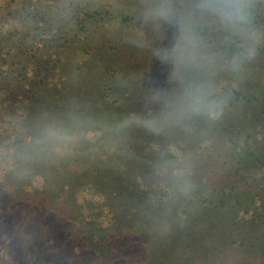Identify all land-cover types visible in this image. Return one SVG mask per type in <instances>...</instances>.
<instances>
[{"label": "trees", "instance_id": "trees-1", "mask_svg": "<svg viewBox=\"0 0 264 264\" xmlns=\"http://www.w3.org/2000/svg\"><path fill=\"white\" fill-rule=\"evenodd\" d=\"M23 1L9 0L7 17L2 14L5 4L2 3L0 7V184L6 192L3 197L7 194L17 195V191L22 192L29 188L44 190L45 194L52 195L55 202L58 201L51 209L47 207V226L58 220L57 217L62 213L58 204L64 201L72 208V214L77 216L78 222L72 223V235L65 236V228H62L58 232V239L53 241L42 237L37 243L27 240L32 237H28L26 233L14 235V224L6 222L5 230L10 232L12 239L8 248L10 264H264V120L255 123V127L250 126L253 122L244 123L242 133L235 132V129L224 124L222 130L218 131H211L206 126L204 129L211 132L210 136H205L208 134L205 132L197 141L195 134H190L194 140L189 143V139H180V133L186 130V125L181 124L176 134L170 126L167 130L171 132L164 131L161 135L158 134L157 127L149 129L152 127L151 117L155 120L160 115L156 110L159 108L157 97L154 99L155 103H149L150 99L147 97L148 106L145 101L136 100L130 110L140 113L142 120L138 121L141 125L134 127V130L138 128L139 131L131 134L133 139L124 150L136 152L138 155H146L144 150H147L155 160L158 158L168 178L163 177L154 184L141 181V167L130 170L133 173L132 182L128 181L124 172H100L105 164V155L112 149L111 140L106 139V119L93 115L97 122H93L91 118L82 122L67 117L70 123H64L65 127H61L66 130L63 134H60L57 122L46 120H55L54 116L58 119L62 113L66 114L67 109L74 106V98H81L82 94L86 97L87 92L95 91L100 95L99 100L91 101L92 106L87 109H95L104 99H114L116 92L135 95L138 92L137 81L132 80L135 85L133 92L125 89L126 85L123 83L112 84L116 78H108V88H97L100 78L96 75V79L86 84H83L84 81L79 82L81 86L74 87L75 75L82 70L79 69L77 60L85 50L88 51L90 45L85 43L87 49L81 46L80 54L71 53L72 50L69 52V49L76 41L81 44L83 40H88L86 38L90 33L89 28L82 24L95 18L94 11L90 13L88 7L81 5L83 12L78 11L75 12L76 15H71L65 7L53 4L50 0H26L22 3ZM212 1L205 0L204 9L209 15H215L217 20L208 19L209 26L202 28L201 19H196L197 14L194 11L193 15L198 22L195 24L196 20L190 21L189 18L183 26L182 30L190 33L189 40H203L195 50L203 49L207 43L209 47L215 44L216 49L218 42L219 56L225 63L229 60L227 66L234 67L231 69L234 76L239 72L235 67H240L236 64L237 55L239 58L249 55L248 51L257 46L256 56L260 58L261 67L264 69V38H260L262 26L257 24V20L261 18V10L256 9V6L260 7L257 3L262 1L240 0V17L232 16L227 19L218 11L215 13V3ZM106 10L107 15L101 19V23L113 26L111 10ZM220 16L222 24L219 21ZM123 18L128 19V16ZM177 19L178 17L175 20ZM21 26L25 29V36H22ZM139 27L142 28L141 24ZM50 39L57 44L55 50L52 52L50 47L46 53L49 55H39V50L45 51L44 41ZM5 46L7 51L4 52L2 50ZM78 46L72 49L78 50ZM124 49L128 50V46ZM213 49H209L211 54ZM195 50L191 49L190 52L193 51L195 55ZM21 53L30 57L24 63L18 60L23 55ZM210 53L207 51L200 54L201 58H197V62L205 58L204 61L211 63ZM33 55H37V58ZM124 55L126 56L125 53ZM7 57L15 60L12 65H9ZM46 59H49L51 66L48 70L42 68L47 63ZM119 61L117 59L110 62L109 67ZM231 62L232 65H229ZM134 64L131 62L130 66L138 67ZM187 68L192 70L188 72L192 74L198 67ZM115 75L117 72L109 73L110 77ZM262 75L264 77V72H261V78ZM255 77L256 74L248 76V80L251 82ZM135 78H140V75ZM67 84H72L73 88L62 96H53L46 89L56 85H66L68 89ZM120 85L123 87L117 90ZM73 91L79 97H74ZM259 91L262 89L244 95L243 91L238 92L242 100H247V103H242L243 108L255 101L259 103L256 96ZM148 93L152 95L151 90ZM149 106L151 108L147 109ZM117 110L124 113L120 108ZM227 114L230 115L229 112ZM129 118L127 123L134 120L131 119L132 116ZM42 119L48 124L51 131L49 133L53 134L51 138L57 140L63 136L69 143L68 148L78 150L80 145L77 144H83L88 149L102 146L100 154L104 156L97 159L98 166L93 170L94 175L98 174V178L95 176L98 181L96 187L88 189L86 194L80 193L81 187L73 186L77 188L73 194L62 195L63 184H60L59 179L49 178L48 172L51 168L56 167L54 173L58 174L62 172L64 162L62 153L51 152V146L37 140L45 139L48 135L40 126ZM206 119L209 120V117L206 116ZM245 126L250 130H245ZM195 127L197 123L193 121L192 128ZM79 129L83 131L81 137ZM146 129L150 131L147 134ZM93 131H100L104 138L99 140L96 136L90 139L89 133ZM215 138L218 154L224 160L218 170L211 169L207 173L208 168H214L218 164L216 161L208 162L210 159L207 154L215 153L207 146ZM139 142L143 144L140 145ZM153 142L160 143L161 147L151 152L147 148L152 149ZM173 145L177 147L172 148ZM189 159L190 163L191 159L196 163L187 168L184 163ZM51 161L53 166L49 165ZM179 174L190 181L185 192H179V189L176 191L174 181L177 184ZM217 184L222 185L218 187ZM3 193L0 192V195ZM71 220L76 221L70 218L62 221ZM104 232L109 233V236L105 237ZM40 243L42 245L38 246ZM149 244L153 246H147ZM159 245L161 252L156 251Z\"/></svg>", "mask_w": 264, "mask_h": 264}, {"label": "rangeland", "instance_id": "rangeland-1", "mask_svg": "<svg viewBox=\"0 0 264 264\" xmlns=\"http://www.w3.org/2000/svg\"><path fill=\"white\" fill-rule=\"evenodd\" d=\"M25 1L26 0L22 3ZM51 1L53 4H60L59 6L65 7L71 15H76L75 12L78 11L83 12V9L80 8L81 5L88 7L87 9H90V13L94 11L93 16L95 18H91L82 24L85 28H89L90 33L86 38L88 40H83L81 44H78L76 41L69 49V52L72 50L71 53L76 52L80 54L81 46L87 49L88 47H86L85 43L88 46L90 45L87 49L88 51L85 50L77 60L79 62L78 67L82 70L80 74L77 73V76L75 75V81H73L74 87H80L81 85L79 82L84 81L83 84H86L96 79L95 75L100 78L99 83L101 84H98L97 88H108L110 86V84L107 83L108 78H116L117 80L112 81V84L123 83L126 85L124 86L125 89H131L132 91L135 86L132 84V80L137 81L136 85L138 87V92L135 95L128 96L127 93L116 92L114 99H110L109 101L104 99L103 103L96 105L95 109H87L88 106H92L91 101L96 102L95 99L99 100L100 97L95 91L92 93L87 92L88 94L86 97L82 94L81 98H74V106H70L66 114L62 113V116L60 115L58 119L54 116L55 120H46L57 122V125L60 127V134H63L66 133V130L61 127H65L63 125L64 123H70L67 117H72L82 122L87 121V118H91L94 122L96 118L93 117V115L106 119V123L108 124L105 126L107 130L106 139L111 140L112 149L108 150L107 156L105 155V164L107 166L104 164L100 172L108 170L115 171L116 173L119 172L120 174L124 172L128 181L132 182L133 173L130 170H136L137 167H141L143 170V174H140L141 181L146 180L154 184L163 177L168 178V174L162 170L159 160H157L158 158L155 160L150 156L147 150H144L146 155H138L136 152L131 153L124 150L125 147L130 145L133 139L131 134H136V131H139L138 128L134 130V127L141 125L138 121L142 120L140 113L130 110L136 100H143L147 103L146 99L148 97L150 99L149 103H155L154 99L157 97L160 101L158 100L157 107L159 108H156V110L159 111L160 115L155 120H152L151 117L150 121L152 127L149 129L153 130L157 127L158 134L161 135L164 131L170 133L171 131L167 130L170 126L173 133L176 134L181 124L182 126L186 125V130L180 133V139H189V143H192L194 140L191 138L192 136L190 134H195L198 141L200 140L199 137L205 134L206 131L204 128L206 126L209 127L211 131H218L222 130V124H224L229 128L235 129V132L242 133L244 123L253 122L250 126L252 125L255 127V123L264 120V77L263 75L262 78L260 76L261 72H264V69L261 67L260 58L256 56L257 46L254 47V50L248 51L249 55L247 54L240 58L237 55L238 60L236 64L240 67H235L239 69V72L234 76L233 72L231 74V69L234 67L227 66L229 60L227 59L225 63L224 59H221L219 56L217 48L220 44H218V42H216V49L214 48L215 44L209 47V43H207V46L205 44L203 48L209 47L207 50L209 53L210 50L214 48L212 50L213 53H210V58L212 59L211 63L204 61L205 58L197 62V58H201L200 54L207 52L203 51V49L195 50L199 43H203V40H201L203 37L200 39V42H197V39L194 38L189 40L190 33L182 29H184L183 26L188 22L189 18H191L190 21L201 19L202 28L209 26L208 19L217 20L215 15H209L207 10L204 9L206 4L205 0H50V2ZM261 1L263 6L261 7L262 3L260 2L257 3L260 7L256 6L257 10L258 8L261 10V18L257 20V24L262 26L260 38H264L261 37L264 35V0ZM212 2L216 3L217 0H213ZM2 3L5 4V6L2 7L4 8L2 14L6 16L10 6L8 5L9 0H0V7ZM105 8L111 10V19H114V21L111 20L113 26L112 24L108 26L101 23V19L107 15V10ZM194 11L197 14L196 19L193 15ZM2 14H0V16ZM14 15L16 16V13ZM78 15L80 18L82 17L81 14ZM125 16H128V19H124L123 17ZM176 17H178L177 20H175ZM20 19L22 20V18ZM197 20L195 24L198 22ZM219 21L222 24V16H220ZM140 24L142 28L139 27ZM187 25L188 24H186V27ZM47 29H50V27H47ZM24 30V27L21 26L20 31L23 32L22 36H25ZM47 34H49V32H47ZM117 35L122 36L124 39H119ZM44 43L45 51L42 52V49L38 51L41 56L49 55L46 54L47 50L51 47L50 50L53 52L55 50L54 47L57 46L53 39L44 41ZM77 46L79 47L78 50L72 49ZM125 46H128V50L124 49ZM191 49L195 50V55H193V51L190 52ZM2 51H7V46H5ZM239 52H242V50ZM25 53H21L23 55L18 59L22 63L30 58L29 55L27 56ZM96 53H99V55L96 56ZM232 53H235V51ZM33 56L35 59L37 58V55ZM182 57H184V59H182ZM117 59L120 61L115 63L112 67H109L110 62ZM7 61L9 65H12L15 60L12 57H7ZM45 61L47 63L42 65V68L48 70L51 67L49 59ZM194 61H196L195 64ZM131 62L135 63L134 65L138 67H131ZM229 65H232V62L229 63ZM187 67L198 68L195 69V73L189 74L188 72H192V70H189ZM110 72H112V74L113 72H117V75H115V77H110ZM253 74H256V77L250 82L248 76H252ZM137 75H140V78H135ZM68 86V89L66 85H56L53 88L46 89L53 96H62L66 95L67 90H72V84ZM121 87H123V85H120L117 90ZM258 89H262V91L256 94L259 98V103L255 101L249 105H244L245 108H243L242 103H247V100L246 98L242 100V97L240 98L238 96V92L243 91L244 95L247 93H256ZM148 90H151L152 95L148 93ZM57 91L59 92L57 93ZM72 94L74 97L77 96L75 91H73ZM77 105L80 106L77 107ZM146 105L148 106L149 104L147 103ZM118 108H120L122 112L124 111V113L118 111ZM148 108L151 107L149 106L147 109ZM83 109H86V111H83ZM243 109L245 110L242 111ZM147 112L149 111L147 110ZM228 112L230 113L229 116L227 114ZM129 116H132L133 118L131 119H134L130 121L131 123H127L128 119H130ZM188 116L190 117L188 118ZM206 116L209 117V120L206 119ZM61 117L64 119H61ZM121 120H123V122ZM125 121L126 123H124ZM193 121L197 123V127L195 128H192ZM71 125L73 126L75 124ZM40 126L45 129L44 131L48 132V135L45 139L39 138L37 140L51 146L49 147L51 148V152L63 154L62 162H64V166L62 167V172H58L59 175L54 173L56 167H52L51 171L48 172L50 179H59L60 184H63L61 194L69 196L80 187V193L86 194L88 189L96 187L98 174L96 173V175H94L93 170L98 166L97 159L104 156L100 154L102 146H92L88 149L83 144H77V146L80 145V147L78 150H74L71 147L68 148L69 143L63 139V136L59 135L60 137L57 140L52 139L51 137L53 134L49 133L51 132L49 131V126L43 122V119L40 122ZM115 126H120V128H116ZM246 127L248 126H245V130L249 131L250 129ZM149 132L150 131L146 129V134ZM210 134L211 132L205 136H210ZM41 135L42 134H40V136ZM79 135L80 137L83 135L81 129H79ZM96 136L100 138L99 140L104 138V134L100 131L89 133L90 139ZM138 139H140V137H138ZM76 140H79V138H76ZM139 144L142 145L143 143L139 142ZM217 144V139L215 138L213 143L207 145L215 151V153H207L210 159L208 162L216 161L218 163L214 168L207 167V173L211 169L218 170L219 165H222V160H224V157H220L218 154L219 149L217 148ZM183 145L184 144H182V146ZM151 146L152 149H150V147L147 149L153 152V150L159 149L161 144L153 142ZM131 147L134 146L131 145ZM175 147L177 146H172V148ZM52 161L49 165H51ZM194 163L196 162L192 159L190 163L189 159V161L187 160V162L184 163V166L187 168L192 167ZM53 164H56L55 158ZM110 166L114 168L111 169ZM95 176H97V178ZM178 176L177 184L174 181L176 191L179 189V192H185L190 181L186 180L183 175L179 174ZM217 185L219 187L222 184ZM73 186L78 187L75 189ZM0 192H5V190H2L1 184ZM45 192L46 191H41L37 188H29L22 192L17 191V195L7 194L3 197L6 192L0 195V264H10L11 262V260L8 259V248L10 247L12 239L9 235L10 232L5 230L4 224H6V222H12L14 224V235L26 233L28 237H32L27 240L36 243L41 241L42 237H46V240L51 239L53 241L54 239H58V232L61 231L62 228H65V236L72 235L73 224L78 222L77 216L72 214V208H70L65 201L58 204L62 212L57 217L58 220L50 223L49 226L45 224L47 207L51 209L52 205L54 206L58 202H55L50 193L45 194ZM20 199H24V201H20ZM67 218L76 219V221H62ZM55 231L57 232L56 235ZM103 234L105 237L109 236L107 232ZM159 239L160 238H158V241ZM155 241L157 243V239H155ZM23 242L24 241H22V243ZM41 243L44 244V242ZM41 243L38 246H41ZM116 243H119V241ZM147 246H153V244ZM156 246L157 245H155V247ZM149 250H152V248ZM157 250L161 252V245H159V248H156V251Z\"/></svg>", "mask_w": 264, "mask_h": 264}, {"label": "clouds", "instance_id": "clouds-1", "mask_svg": "<svg viewBox=\"0 0 264 264\" xmlns=\"http://www.w3.org/2000/svg\"><path fill=\"white\" fill-rule=\"evenodd\" d=\"M213 7L226 19L241 15L240 0H217Z\"/></svg>", "mask_w": 264, "mask_h": 264}]
</instances>
